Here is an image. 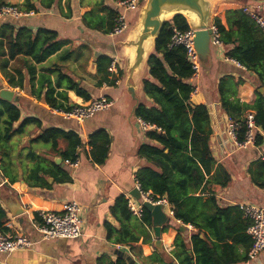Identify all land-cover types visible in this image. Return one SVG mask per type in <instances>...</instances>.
<instances>
[{
    "label": "crops",
    "instance_id": "obj_1",
    "mask_svg": "<svg viewBox=\"0 0 264 264\" xmlns=\"http://www.w3.org/2000/svg\"><path fill=\"white\" fill-rule=\"evenodd\" d=\"M26 1L28 0H0V5L14 4L24 10ZM116 1L60 0L48 8H43L40 1L29 0L37 5L38 12L0 20V24L6 22L16 29L26 27L33 32L39 28L54 30L58 37L65 41L41 63H35L30 56L23 54L9 59L7 69L12 73L19 69L23 76V92L16 94L18 101L12 102L20 110V119L33 117L39 121L40 128L36 127L35 123H30L21 134L12 137L9 170L10 175L16 176V181L9 182L0 172V204L9 219L6 232L24 233L35 243L29 248L11 253L0 252V264H103L118 257L128 264L122 257L124 254L138 264H161V258H172L171 251L177 229L184 231L188 239L193 231L190 225H181L173 219L167 203L163 206V211L170 218L167 223L170 226L166 231L160 230L162 249L158 250L154 245L156 236L153 224L150 227L144 225L140 218L132 214L126 221L121 218L120 211L114 210L120 198L133 197L130 193L137 186L135 172L144 163L143 159L136 155V149L139 144L148 141L145 132L140 130L136 118L132 116L133 102L124 86L128 51L121 43L126 36H114L104 31L109 21L107 8L115 10ZM241 6H248L264 19V0H218L213 16L219 17L225 24L224 11ZM127 17L129 26H132L136 20V12H128ZM225 49L223 45H211L210 55L201 65L199 78L194 81L191 79V82L199 87L192 100L207 105L212 131L210 149L216 163L223 165L230 176L226 187L216 189L219 205L253 203L263 206L264 187H259L250 179L248 166L252 161L264 158V143L261 146L246 148H237L234 145L226 127L229 118L220 107L216 90L221 77L242 79L243 82L237 86L236 96L245 103H252L255 99L251 82L253 74L226 58ZM100 55H106L117 63L118 79L114 84L106 80L105 72L97 70L95 60ZM6 56L7 54L4 57ZM25 62L35 65L32 82L24 66ZM58 70L84 88L90 94V99L84 100L73 90L65 89L66 81L56 86ZM146 74L147 67L143 77ZM42 75L49 77L54 88L53 95L58 100L60 98L57 93L65 92L70 106L86 103L99 96H105L113 103L80 123L74 119H65L54 113L44 101L38 100L35 94L30 93L32 85L34 89L41 86ZM0 84L7 85L4 80H0ZM41 89L42 92L46 91L47 83L44 82ZM140 98L143 101L146 97L141 93ZM49 127L74 131L81 138L84 145L76 151L79 160L77 167L67 166L59 156L48 153L49 144L40 139H33ZM99 129L105 130L110 137L107 157L100 165L89 158L90 147L85 144L89 135ZM30 153L34 154V158L29 157ZM37 160L41 161L46 169L47 173L43 175L46 184L38 182L33 186L29 171ZM61 171L66 172L70 180H61ZM206 196L207 194H203L204 198ZM70 200H75L80 205L83 219L81 236L41 240L34 228L39 222L38 213L59 211L63 203ZM17 207H20L22 212L13 216L10 209ZM108 225L114 229L126 225L129 229L127 236L134 234L139 239L133 247L130 246L131 242L116 243L113 238H108ZM259 262L264 264V252L260 254Z\"/></svg>",
    "mask_w": 264,
    "mask_h": 264
},
{
    "label": "trees",
    "instance_id": "obj_2",
    "mask_svg": "<svg viewBox=\"0 0 264 264\" xmlns=\"http://www.w3.org/2000/svg\"><path fill=\"white\" fill-rule=\"evenodd\" d=\"M38 1L41 7L48 8L60 0ZM38 10L35 3L26 1L24 11ZM107 10L109 21L104 31L109 33L116 11L110 7ZM224 21L225 24L219 17L213 18L220 41L226 48L225 55L253 74L251 82L255 99L252 103L241 101L236 94L237 86L243 80L224 76L218 80L216 87L220 107L230 119L240 123L239 140L243 139L245 131L243 116L246 111H252L259 128L254 146H261L264 143V30L241 7L227 8ZM188 28L182 15H175L166 21L148 57L147 74L142 78V91L146 98L138 103L135 114L156 128L145 131L148 141L139 144L136 149V155L144 163L135 172V182L153 200L165 198L173 219L181 225H190L193 230L188 239L184 231L177 229L172 258H161V264H241L246 262L251 245L247 233L250 220L237 204L221 206L217 202L216 189L226 187L230 176L223 165L216 163L210 149L212 131L208 107L192 100L194 85L191 78L194 71L186 50L183 46H170L173 30L185 31ZM64 43L54 30L39 28L33 32L26 27L16 29L9 23L1 22L0 80L10 87L22 89V73L19 69L15 73L7 69L9 59L23 54L30 56L35 63H41ZM111 61L112 58L100 55L95 63L98 72H105L106 80L114 84L115 78L107 70ZM24 66L32 82L35 65L25 62ZM42 81L41 86L47 83L46 91L42 92L41 86L34 89L32 85L30 89L38 100L57 109L68 110L74 106L68 105L65 92L57 93L59 100L53 95L54 88L49 77L42 75ZM62 81H66L65 89L73 90L84 100L90 99L84 88L58 70L56 86ZM259 88H263V92H259ZM30 123L40 128L39 121L33 117L20 119V110L14 102L0 98V172L9 182L16 181V176L10 175L9 170L12 137L21 134ZM33 139L49 144L48 153L59 156L62 161L77 159L76 151L84 145L76 132L57 127L46 128ZM109 143L110 137L103 129L89 135L85 143L90 147L89 158L98 165L103 164ZM29 157L34 158V154L30 153ZM46 173L43 163L37 160L29 171V178L33 180L31 185L45 183L43 175ZM248 173L250 179L263 188L264 158L252 161ZM60 179L65 181L70 177L61 171ZM203 194H207L206 198ZM114 210L120 211L121 218L126 221L132 216L127 199L123 197L117 201ZM140 220L144 225H152L151 214L144 207ZM8 222L6 211L0 204V232L7 231ZM169 226L164 225L161 231H166ZM128 232L126 225L118 229L108 225L107 235L116 243L131 242L133 247L139 238L134 234L127 236ZM103 264H126V261L118 257Z\"/></svg>",
    "mask_w": 264,
    "mask_h": 264
},
{
    "label": "built area",
    "instance_id": "obj_3",
    "mask_svg": "<svg viewBox=\"0 0 264 264\" xmlns=\"http://www.w3.org/2000/svg\"><path fill=\"white\" fill-rule=\"evenodd\" d=\"M145 0H117L115 3V17L113 19V27L109 32L110 35H120L129 26L127 17L128 12H136ZM242 10L249 14L264 30V19L253 9L248 6H241ZM33 11H24L14 4H1L0 5V20L5 17L19 18L24 15L32 14ZM210 44L215 47L222 46L219 38V32L213 21L210 23ZM195 30L188 28L185 31L174 29L171 37L170 46H183L186 50L188 60L192 64L194 71L192 80H197L200 76L201 67L199 57L194 45ZM228 58V57H226ZM230 59V58H228ZM232 60V59H231ZM234 61V60H233ZM238 66V62L234 61ZM243 67V66H242ZM117 63L112 60L108 65V71L115 78L117 82ZM194 87L191 96L196 95L199 91L197 84L193 83ZM6 88L13 90L15 94H22L23 90L18 87H10L8 85L0 84V89ZM112 100L105 96H99L83 104L72 106L68 110L57 109L49 107L54 113L60 114L65 119H74L77 122H82L84 119L93 116L96 112L104 110L112 105ZM229 118V117H228ZM136 122L141 131L145 132L150 129L156 128L154 125L142 120L136 116ZM244 134L243 139L239 140L240 123L237 120H227V131L230 139L237 148H246L255 145V134L259 131L258 126L254 121V113L247 111L243 116ZM64 164L70 167H77L79 160L73 161L69 159L64 160ZM140 191V198L137 200L134 197L127 199V207L132 215L140 218L142 211V201L147 200L151 203H159L162 206L167 204L165 198L153 200L149 197L148 193H144L139 185L137 186ZM243 211L244 215L249 218L250 223L247 228V233L251 239V245L247 252V260L244 264H261L259 256L264 252V205H257L253 203H239L237 204ZM172 214V211H170ZM39 222L34 227L36 232L40 235V239H54V238H78L82 234V215L80 205L75 200H70L63 203L59 211H40L38 213ZM35 243L24 233L10 234L8 232H0V252L11 253L16 250L29 248Z\"/></svg>",
    "mask_w": 264,
    "mask_h": 264
},
{
    "label": "water",
    "instance_id": "obj_4",
    "mask_svg": "<svg viewBox=\"0 0 264 264\" xmlns=\"http://www.w3.org/2000/svg\"><path fill=\"white\" fill-rule=\"evenodd\" d=\"M218 0H145L136 11V20L132 26L122 33L125 40L122 45L126 47L128 55L126 56V78L125 89L131 97L132 116L135 119V109L141 102L140 94L142 91V78L147 60L154 49L156 38L166 21L175 15H182L187 20L188 26L195 30L194 45L198 53L200 67L211 52L210 45V23L213 21V10ZM238 1V0H221ZM242 2V0H240ZM263 92V88L258 89ZM0 98L8 101H18V95L13 90L0 89ZM131 196L135 199L140 198V191L135 187L131 191ZM142 206L147 209L152 218L153 231L156 239L154 245L158 250L162 249L160 240V230L162 225L169 223L170 218L163 211V206L159 203H151L143 200ZM13 216L22 212L20 207L10 209ZM128 264H138L128 255H123Z\"/></svg>",
    "mask_w": 264,
    "mask_h": 264
},
{
    "label": "rangeland",
    "instance_id": "obj_5",
    "mask_svg": "<svg viewBox=\"0 0 264 264\" xmlns=\"http://www.w3.org/2000/svg\"><path fill=\"white\" fill-rule=\"evenodd\" d=\"M131 20V19H130Z\"/></svg>",
    "mask_w": 264,
    "mask_h": 264
}]
</instances>
